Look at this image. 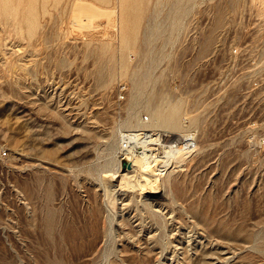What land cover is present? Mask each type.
<instances>
[{"label": "rangeland", "instance_id": "rangeland-1", "mask_svg": "<svg viewBox=\"0 0 264 264\" xmlns=\"http://www.w3.org/2000/svg\"><path fill=\"white\" fill-rule=\"evenodd\" d=\"M90 4L112 12L78 27ZM244 12V0H0V264H264V70L230 53L250 42ZM178 102L183 131L156 129L193 128L198 147L167 189L106 187L123 132Z\"/></svg>", "mask_w": 264, "mask_h": 264}, {"label": "built area", "instance_id": "built-area-1", "mask_svg": "<svg viewBox=\"0 0 264 264\" xmlns=\"http://www.w3.org/2000/svg\"><path fill=\"white\" fill-rule=\"evenodd\" d=\"M244 10L241 38L249 39L250 42L246 43L239 52L237 48L230 49V53L239 55L240 66L244 72H257L264 70V17H261L264 13V0H244ZM124 91L125 86L119 85L120 99H123ZM142 120L144 123L148 122V116L144 115ZM139 131H124L120 140V148L137 150L138 153L143 152L150 166L159 175L167 174L172 170L171 167L177 165L175 162L177 156L191 155L198 147L197 132L193 128L187 129L173 139H170L171 134L165 131H148V134H154L153 139H147V133ZM3 153L4 151L1 152L2 155Z\"/></svg>", "mask_w": 264, "mask_h": 264}, {"label": "bare ground", "instance_id": "bare-ground-1", "mask_svg": "<svg viewBox=\"0 0 264 264\" xmlns=\"http://www.w3.org/2000/svg\"><path fill=\"white\" fill-rule=\"evenodd\" d=\"M80 10H81V8H80ZM80 10H79V14L76 12L77 13V14H75L76 19L74 21V24H76L78 27L92 26V24H91L92 19L97 17L99 14L104 13V14H107L109 17V14L112 12V11L109 12L107 10L101 9L99 7H96V5L94 6L91 4L88 5L85 9H83L81 11ZM80 14H84L86 16V18L88 19V22H83L82 17H81L83 15L80 16ZM101 49L103 50V52H108L107 51L108 50L107 44L102 43ZM108 61H109V59L107 58L106 60H104L102 62V64L100 63L101 66H100V69L98 70L99 73L105 72L106 70H108V71L110 70ZM110 75L111 74L109 73L106 81L108 79H110V77H111ZM100 78H101V75H100ZM179 102H178V105L177 104L176 105H169V103H170L169 102L168 104L163 105L161 108H157L152 113L153 121H152V124L150 125L151 127L146 126L144 128L141 127V128L135 129V130H140V131L144 132V134L147 133V136H146V137H148L147 139H153L152 135H154L153 133L148 134V131L152 130L153 132L154 131L157 132L156 128H160V127L165 128L166 130H170L171 134H177V132H182L183 126L181 125V123L176 118V113L178 112V108H179ZM186 116H188V115H186ZM135 133L137 134V132H135ZM136 134H134V135H136ZM170 139H172V138L170 137ZM119 150L121 152L120 157L121 156L122 157L116 161L115 173L112 174V180H110V182L105 185L106 187H113L114 190H123V191L140 190L141 193H145L147 191L146 193H148V194H152V193L156 194L157 192H155V191L156 190L159 191V189L165 190V188L167 186V178H166L167 174L159 175L158 173H156L154 168L150 166L149 162L147 161L145 156L142 154L143 152L138 153L137 150H131V149L130 150H123L121 148ZM188 156L189 155H186V154H181V155L177 156V158H175V162H177V165H174L171 168L173 169L176 166L181 165L183 163V161L186 159V157H188ZM121 159H125L130 164V167L129 168H122L121 167ZM145 187L148 188L149 190H146V189L142 190Z\"/></svg>", "mask_w": 264, "mask_h": 264}, {"label": "water", "instance_id": "water-1", "mask_svg": "<svg viewBox=\"0 0 264 264\" xmlns=\"http://www.w3.org/2000/svg\"><path fill=\"white\" fill-rule=\"evenodd\" d=\"M121 167L122 168H129L130 164L125 159H121Z\"/></svg>", "mask_w": 264, "mask_h": 264}]
</instances>
